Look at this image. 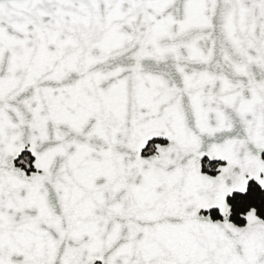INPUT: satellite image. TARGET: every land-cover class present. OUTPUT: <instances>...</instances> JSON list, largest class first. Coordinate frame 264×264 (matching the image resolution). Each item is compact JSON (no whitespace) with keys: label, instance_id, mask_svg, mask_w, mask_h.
I'll return each mask as SVG.
<instances>
[{"label":"snow or ice","instance_id":"snow-or-ice-1","mask_svg":"<svg viewBox=\"0 0 264 264\" xmlns=\"http://www.w3.org/2000/svg\"><path fill=\"white\" fill-rule=\"evenodd\" d=\"M0 264H264V0H0Z\"/></svg>","mask_w":264,"mask_h":264}]
</instances>
